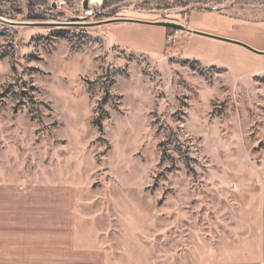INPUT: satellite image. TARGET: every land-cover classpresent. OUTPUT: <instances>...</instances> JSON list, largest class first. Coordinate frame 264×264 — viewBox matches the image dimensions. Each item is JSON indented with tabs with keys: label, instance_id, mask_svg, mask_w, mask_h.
Masks as SVG:
<instances>
[{
	"label": "rangeland",
	"instance_id": "rangeland-1",
	"mask_svg": "<svg viewBox=\"0 0 264 264\" xmlns=\"http://www.w3.org/2000/svg\"><path fill=\"white\" fill-rule=\"evenodd\" d=\"M188 29L257 46L264 0H0V235L25 217L30 264L264 254V54Z\"/></svg>",
	"mask_w": 264,
	"mask_h": 264
},
{
	"label": "crops",
	"instance_id": "crops-1",
	"mask_svg": "<svg viewBox=\"0 0 264 264\" xmlns=\"http://www.w3.org/2000/svg\"><path fill=\"white\" fill-rule=\"evenodd\" d=\"M189 27L193 28L192 26ZM221 36L227 37L226 35ZM256 45H252V47L260 51L263 50V42L257 41ZM25 220L26 218L23 216L15 218L14 223L16 222L20 228L8 227L4 234L0 235L6 237L5 244L0 249V264H30L29 230L24 223ZM219 253L220 255L215 254L205 264H264V254L259 247H252L247 244L229 245Z\"/></svg>",
	"mask_w": 264,
	"mask_h": 264
},
{
	"label": "water",
	"instance_id": "water-1",
	"mask_svg": "<svg viewBox=\"0 0 264 264\" xmlns=\"http://www.w3.org/2000/svg\"><path fill=\"white\" fill-rule=\"evenodd\" d=\"M87 7H88V0H83V8L87 9ZM117 21L138 22V23H145V24H152V25L162 26V27H166V28H175V29H181V30L184 29L183 26H181L180 24H176L174 22H169V21H141V20H135V19H129V18H115V19H110V20L97 21V22L92 23V24H101V23L117 22ZM188 31H191V32L199 34V35L207 36V37H210V38H214V39H218V40H222V41H226V42H230V43H234V44L240 45V46L248 49L249 51H251L253 53L264 54V51H260V50L254 49L251 46H249V45H247V44H245L243 42H240V41L231 40L229 38L222 37V36H219V35L207 34V33H202V32H198V31H193L191 29H188Z\"/></svg>",
	"mask_w": 264,
	"mask_h": 264
},
{
	"label": "trees",
	"instance_id": "trees-1",
	"mask_svg": "<svg viewBox=\"0 0 264 264\" xmlns=\"http://www.w3.org/2000/svg\"><path fill=\"white\" fill-rule=\"evenodd\" d=\"M34 17H38V16H34Z\"/></svg>",
	"mask_w": 264,
	"mask_h": 264
}]
</instances>
